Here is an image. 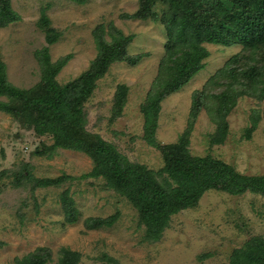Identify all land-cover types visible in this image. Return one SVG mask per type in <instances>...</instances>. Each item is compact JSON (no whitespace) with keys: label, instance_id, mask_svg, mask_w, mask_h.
Listing matches in <instances>:
<instances>
[{"label":"rangeland","instance_id":"obj_1","mask_svg":"<svg viewBox=\"0 0 264 264\" xmlns=\"http://www.w3.org/2000/svg\"><path fill=\"white\" fill-rule=\"evenodd\" d=\"M173 1L153 0V15L144 17L146 0H0L5 80L38 92L50 72L57 71L62 87L88 74L95 78L82 103L86 132L151 171L163 187L178 186L165 170L166 150L181 139L192 157L264 175V45L256 51L262 69L254 78L251 71L240 76L254 56L239 34L202 42L203 67L180 75L172 59L188 52L185 61L196 51L181 36L180 53L169 58L171 36L183 34L171 32L181 22ZM220 1L231 0L182 4L196 17L216 16ZM232 4L236 11L255 5L254 13L264 16V0ZM111 48L115 55L106 66ZM14 101L0 95L9 107ZM9 107L0 108V264H65L70 257L77 264H231L235 249L264 239V193L217 189L172 215L152 238L128 195L91 175L94 152L58 145L50 133L34 130L33 118ZM148 114L157 117L153 135Z\"/></svg>","mask_w":264,"mask_h":264},{"label":"trees","instance_id":"obj_2","mask_svg":"<svg viewBox=\"0 0 264 264\" xmlns=\"http://www.w3.org/2000/svg\"><path fill=\"white\" fill-rule=\"evenodd\" d=\"M146 1V10L141 12L144 17L148 13L152 15L154 13L155 3L153 0ZM184 1L189 0L173 1V5L178 7L179 13H181V22H175L178 27L173 26L171 32L176 31L175 33H177L180 30L183 34H178L179 36L173 34L167 44V50L170 59L177 56L181 49L177 44H183L186 38L192 41L191 48L196 52L194 56L185 60L186 63L183 59L188 52L183 57L178 56L176 59H172V62L180 66V75L194 73L203 67L202 60L206 58L207 51L201 47L202 42H212L220 38L221 41L228 42L237 34L242 40H245V45L250 47L254 56L246 66L248 70H239L240 76L245 79L246 73L249 74L250 71L253 78L260 74L259 71L262 67L258 66L260 58L256 51L264 45V16L254 13L257 9L255 5L243 6L236 11L237 9L232 4L234 0L229 1V4L226 5L220 1L216 4L218 5L216 16L201 14L196 17L191 13L190 5L182 4ZM181 36H185V38ZM112 51L107 53L103 62L106 66L116 50L112 49ZM4 68L0 59V95L6 94L15 101L10 103L11 107L7 103H0V108L9 107L12 113L20 114L21 117L26 115L33 118L34 130L40 135L50 133L58 145L70 146L75 149H89L94 152L98 156V165L91 175L94 177L103 176L113 188L128 195L148 227V233L152 238H156L163 232L172 215L182 209L195 206L201 196L210 189L225 191L234 196L244 194L248 190L264 193V175L241 174L230 164L211 156L192 157L187 151L184 139L166 150L168 162L165 170L178 182V186L169 188L170 184H168L167 187H163L153 177L151 171L141 165L125 161L118 154L114 145L86 132L82 103L92 92L95 78L88 74L84 78L62 87L55 81L57 71L50 72L46 77V88L34 92L19 90L7 83ZM15 104L23 106L13 107ZM158 111L159 109L156 107L155 115ZM148 115L146 126L153 135L157 117L154 115V118H151V115L150 117ZM57 183L58 181L53 180L45 182V184ZM96 221H104V219H96ZM106 222L108 225L111 224L109 219ZM76 261V258L70 257L65 264H77ZM33 263L44 264V261L38 259ZM231 264H264V239L253 238L245 246L235 249L232 253Z\"/></svg>","mask_w":264,"mask_h":264}]
</instances>
